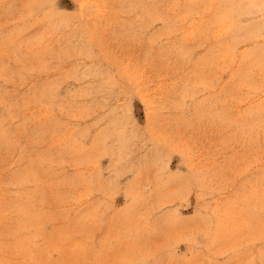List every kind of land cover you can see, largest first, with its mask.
<instances>
[{
  "label": "rangeland",
  "instance_id": "obj_1",
  "mask_svg": "<svg viewBox=\"0 0 264 264\" xmlns=\"http://www.w3.org/2000/svg\"><path fill=\"white\" fill-rule=\"evenodd\" d=\"M0 264H264V0H0Z\"/></svg>",
  "mask_w": 264,
  "mask_h": 264
}]
</instances>
